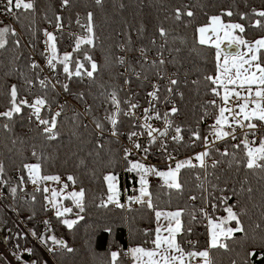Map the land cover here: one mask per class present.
I'll return each instance as SVG.
<instances>
[{
    "label": "snow or ice",
    "instance_id": "obj_1",
    "mask_svg": "<svg viewBox=\"0 0 264 264\" xmlns=\"http://www.w3.org/2000/svg\"><path fill=\"white\" fill-rule=\"evenodd\" d=\"M95 5L100 6L103 0H94ZM71 0H60L61 8L69 7ZM120 8L125 5L121 3ZM16 10H22L23 13H35V0H0V11L15 17L17 21L21 19V15ZM195 13L189 5L181 4L178 7L172 8L165 19H173L180 21L182 17H194ZM234 12L229 9H224L220 14L207 16V22L195 28L197 34L196 43L200 46L213 47L215 49V67L214 73L205 74L202 79L205 86V94L211 95L212 99H206L199 108L202 109L197 121L196 127L183 128L177 124L173 117L179 113L177 105L170 100V95H180L183 98V92H177V87L180 80L176 78V73L170 76L165 75L164 66L171 62V59H166L164 50L167 48V37L169 36L168 29L163 26V23L156 25L155 32L150 44L152 48L146 45H141L136 48L130 35H127L124 43L117 47L124 53L123 55L115 56L113 63L125 68L127 72H134L136 79L140 80L142 85L152 81V76H155L157 82H151V90L147 91V107H143L142 113L137 116V110L141 109V104L136 97L138 93L132 92L127 99H122L120 96L124 88H112L108 90L105 85H100L104 91L99 95L103 97L99 108L103 109V114H98V109L93 103L87 102V93L79 92L76 98L84 103V113L91 117V123L94 125L93 132L97 136V147L103 148V143L100 138L109 133L111 137L117 138L122 135L126 137L130 146L122 147V161L125 165L124 171L135 173L138 177L139 187L136 191L138 195L128 196V205L130 209L132 203L146 206L153 214L155 227L154 229H145L144 234L147 239L134 246L128 247L126 250L117 248L108 253L106 264H122L123 257H127L130 264H213L210 251L212 249H229L228 240L234 237L235 233L244 232L242 226L241 212L234 210L237 206L228 203L230 197L228 195L214 196L203 182L197 184V187L202 190L201 195H191L188 197L190 201H202L201 207L192 209L177 207L174 210H166L158 206L153 200V194L150 191L149 177L155 176L161 181V188H166L170 191L174 190L177 193L184 192V184L180 179L181 170L184 168L204 169V176L207 178L212 175L207 171L208 158L212 157L213 151L218 153L220 159L212 158L211 167L216 169L222 166L225 162L224 158H229L228 166H236L237 171L241 167L250 172L259 171L264 173V135H258L260 128L264 127V34L258 38L249 41L242 35L245 33V25L240 22H225L223 17H232ZM240 20L249 19V16H255L257 19L251 22V27L264 29V10L256 8L251 9V14L241 12L238 14ZM48 24H54L57 32H62L64 29L63 17L59 13H55L53 19H47ZM35 23V21H32ZM76 25L80 28L79 33H69L72 40V51H65L62 54L58 52L57 40L58 37L53 31L47 28L41 29L43 33L44 51L41 55L45 59L46 67L52 72L57 73L56 77L44 76L41 78V73L44 69L35 60H32L28 67L33 71L34 78H30L23 73L21 76L26 86V91L32 96L31 101L28 96L21 98L20 87L16 83H12L6 91L7 107L0 111V118H3L4 123H0V128L5 131H11V121L15 114H20L24 108L30 109L29 120L37 126L38 135L46 140H55L59 135V118L64 114L67 102L59 104L55 111L53 105L56 103L55 95L49 96V91L58 95L57 88H61L63 92L70 93L69 83L73 78L80 80L87 79L93 83L96 80V74L100 70V65L92 55L95 49L96 40V25L94 20V12L87 11L83 22L80 14L77 13ZM128 26V25H126ZM130 27V26H128ZM138 35L144 34V25L135 29ZM35 32H33V37ZM163 40L161 43L156 37ZM10 37H16L10 40ZM11 43L14 48L22 47L21 39L15 28L4 25L0 26V49H6ZM30 46L35 47L29 41ZM224 45V47H222ZM155 50V56L149 59L151 51ZM170 52L172 50H169ZM179 53L180 49H174ZM129 53H135L137 58L135 63L139 64L140 70L137 71L135 65L128 58ZM19 59V57H14ZM58 66L62 67V72L66 81H61L58 78ZM147 66V67H145ZM39 69V71H36ZM151 74V75H150ZM123 77V73L119 74ZM167 80V85L164 91L169 95H164L161 98V84L158 81ZM187 82V81H186ZM36 83L39 84L43 91L42 95L32 94V88ZM124 85H128V91H131V77L125 78ZM200 80H193L192 84L197 85ZM95 101V98H94ZM135 101V102H134ZM171 103V107L161 112L158 108L159 103ZM47 112V116H43V112ZM80 113L73 114L71 120L77 128H87L88 125L79 121ZM126 118L130 123L127 125V131L121 132L120 127L124 123L121 118ZM212 119V123L208 126L206 135H202L199 124L206 119ZM154 121L162 122V127L154 125ZM237 129L242 132V137L237 135ZM187 131L190 135L188 142H185L183 133ZM75 131L73 135H75ZM147 137V144L140 142L141 137ZM233 141L239 140L238 143L225 147L223 151L216 148L218 141ZM169 140L186 147H196L200 143L203 145V150L196 152L184 160H176V158L168 151ZM258 141V143H257ZM16 143L15 140L12 141ZM159 145L157 151L167 160L174 161V166L169 164L165 169H160L156 165H150L144 161L150 154V149L154 145ZM242 146V147H241ZM136 153H142L141 159H134ZM242 153V154H240ZM32 156L36 158V163H24L22 168L27 172V180L35 186L36 192H43L46 202L45 208L50 206L55 210V216L60 219V223L68 229H72L77 221L82 220L80 213L84 212V200L86 190L83 187L69 189V183L75 186L77 178L69 174L66 177L67 182L61 180L58 174H43L42 157L33 150ZM195 161V163H194ZM83 163V161H81ZM19 171V169H17ZM5 165L0 161V188L8 186L10 179H5ZM196 179L200 181V176ZM219 179V177H217ZM103 181L106 185V198H101L98 207L107 208L109 205L115 204L118 208H125L126 205L120 202V180L117 173L108 171L103 175ZM46 182H55L60 187H50ZM243 185V182H241ZM25 178L19 176L18 183L15 186L8 188L10 194L15 198L18 191H25ZM216 185L212 184L211 188L216 189ZM224 193V189H219ZM246 191L250 194L253 192L251 187ZM236 195V193H233ZM31 199L36 200V196L32 195ZM71 201L72 206H65L64 201ZM220 206H223V211L226 215L215 216L214 213ZM264 209V205L261 206ZM74 208L77 211L74 213ZM211 209V212L209 211ZM68 214H74L75 219L66 218ZM187 215L189 220L185 224L184 216ZM261 217L264 218V210L261 211ZM202 221H207V246L199 247L198 241L191 239L181 240L180 237L194 233V226ZM231 222H235V226H229ZM44 224L47 230H51L49 221L45 220ZM256 228H260L258 223ZM106 231H111L110 228ZM33 236H37L35 231ZM42 243L47 244L51 241L52 245L58 246L61 249H66L68 253L74 251L61 238L55 235L47 237H38ZM151 245L146 246V245ZM19 248V245H17ZM24 252L31 253L33 249L25 248ZM49 252H55L53 247L48 248ZM16 261L21 264H29L22 260V255L19 252L13 253ZM255 255L254 252H248L247 256ZM264 257V253H261ZM30 264H37L36 260H32ZM47 264V262H45ZM232 264H237L236 260ZM244 264H248L246 260Z\"/></svg>",
    "mask_w": 264,
    "mask_h": 264
},
{
    "label": "trees",
    "instance_id": "obj_2",
    "mask_svg": "<svg viewBox=\"0 0 264 264\" xmlns=\"http://www.w3.org/2000/svg\"><path fill=\"white\" fill-rule=\"evenodd\" d=\"M35 3V13H23L22 10H16L21 15L19 21L9 15L12 23L21 33V38H19L22 47L17 49L9 43L6 49H0V111L7 107L5 94L12 83H16L20 87L21 98L28 96L31 101L32 96L26 91L21 73L34 78L33 71L28 67L32 61L31 55L38 58L39 61L43 60L40 51L43 33L40 30L54 28V24H48L45 17L53 19L55 13H59L63 17V24L65 25L72 24L77 13L80 14L83 22L87 11L94 12L98 39L92 55L100 65L95 83L87 79L84 83H80L79 78L66 81L61 66H58V73L61 81L69 83L70 93L66 94L73 95V99L82 106L84 103L79 101L74 94L87 93V102L93 103L94 107L98 109V114L101 115L103 109H100L99 105L103 97L99 93L104 91V88H101L100 85H105L108 90H111L112 88L119 89L122 84L121 77L118 75V67L113 63V58L117 55L116 44L120 42V39L125 40L127 34L131 36L134 44L152 48L150 40L155 32V27L163 23V26L169 31L167 48L164 52L171 55L172 70L185 78L183 83L180 79L179 84L180 90L184 94L183 98L179 96L174 99L180 110L176 115L178 117L176 123L185 129L197 126L202 111L199 105L204 100L213 98L210 94H205L206 89L202 77L207 73H214L215 49L196 43L195 28L206 23L208 15L220 14L222 10L231 8L234 15L232 17L225 16L223 19L225 22L243 23L246 30L242 35L245 39L252 41L264 34V29L251 27V22L257 17L250 15L249 19L240 20L238 15L241 12L251 14L253 8L264 10V0H103V4L100 6L95 5L94 0H71L70 6L66 8H61L60 0H35ZM121 3L125 5L124 8H120ZM181 4L189 5L195 13L194 17L184 16L180 21L165 19L172 8ZM33 20L35 23L32 22ZM141 24L144 25L145 29L142 36L135 31L141 27ZM4 25L8 24L0 23V26ZM33 32H35L34 37ZM62 36L65 38L64 34ZM15 38L10 37L9 39ZM156 38L161 43L163 42L158 36ZM30 40L35 47L30 46ZM57 46L60 54L65 51H72L69 44L65 45L58 40ZM176 48L180 49L179 53L174 51ZM14 57H19V59H14ZM197 79L200 80V83L192 84V81ZM61 91L63 92L62 89ZM32 94H43L38 83L32 88ZM53 95H55L56 100L53 105L54 108L58 103L59 96L49 91V96ZM120 96L121 98L124 97L122 93ZM29 113L30 110L24 108L20 114H15L10 122L11 131L0 128V161H3L5 165L4 178L10 179L9 185L5 186L4 189L8 199L16 208L18 216L25 222L24 225L30 233L35 231L37 236L42 235L44 237L55 235L74 249L73 252L68 253L66 249L52 245L51 241H48L47 244L42 243L46 249L52 246L56 248V251L51 253L52 263L106 264L108 253L111 251L109 246L117 250V248L122 249L126 246L130 247L143 243L147 239L144 230L155 227L153 214L146 206L139 205L137 208L129 209L126 214L119 208L110 209L109 206L107 208L97 206L102 196L106 194V185L103 181L105 172L112 171L120 175V147L117 142L103 137L100 138V142L103 143L104 147L98 148L97 136L89 125L87 128H77L72 123L71 118L74 112H64L59 118V135L55 140H46L38 135L37 126L28 120ZM42 115L47 116V112H43ZM89 118L91 121L90 116ZM121 119L124 120L121 126L129 122L126 118L122 117ZM4 122L7 121L0 118V123ZM80 122H83L81 116L77 123ZM74 131L75 135H73ZM183 135L187 141L190 134L185 131ZM13 140L16 141L15 144L12 143ZM229 149L231 150V147ZM33 150L42 157L43 174L74 175L77 178L76 185L86 190L85 210L82 212L83 219L77 221L72 229L63 226L60 219L53 216L51 219L54 221V226L51 230L39 233V218L50 214L44 210L43 205L45 203L40 192L31 193L26 188V170L22 168V165L37 162L36 158L32 156ZM212 158L220 159L218 153H212ZM229 159L230 157L224 158V164L216 169L211 166L208 167L207 171L212 175L206 178L207 186L205 187L213 192L214 196L228 195L230 197L228 203L237 206L234 210L243 209L241 218L245 231L235 233L234 237L227 241L228 250L212 249L210 255L213 264H232L233 260H236L237 264H244L246 260L248 264H264V257L261 256V253H264V218L261 217V211L264 210L261 207L264 205V173L259 171L253 173L243 167L237 171L235 165L228 166ZM193 172L195 170L187 168L181 170L180 179L184 184L183 193L161 188L160 184H150L154 202L166 210H174L177 207L191 210L193 205L197 208L201 207L202 201L200 199H197L193 205L188 203L189 196L197 195L199 197L202 192L192 179ZM14 174L23 175L25 178L26 199L19 198L21 194L19 191L15 198L8 191L9 187L18 183L17 179L12 180L11 176ZM212 184L217 186L215 190L211 188ZM248 187L253 189L251 198L246 191ZM219 189H224V193H221ZM32 195L36 196L35 201L31 199ZM67 203L69 201H66ZM209 211L211 212L210 208ZM69 215L73 216L74 214ZM214 215H226L223 206H220ZM9 219L5 211L0 208L1 233H8L9 243L14 242L19 247L25 246L26 240L21 238L19 229ZM183 219L187 224L189 217L185 215ZM258 223L261 225L260 228L255 227ZM206 225L207 221L196 224L193 234L190 236L185 234L180 239L198 241L199 247H206ZM230 226L234 227L235 222H231ZM108 228L111 229L110 232L106 231ZM146 246L150 247L151 245ZM248 252H254L255 255L249 257L247 256ZM43 257L41 253L33 250L23 258V261L30 264L32 260H36L37 264H45L46 261ZM0 264H7L3 256H0ZM122 264H127V262L122 259Z\"/></svg>",
    "mask_w": 264,
    "mask_h": 264
},
{
    "label": "built area",
    "instance_id": "obj_3",
    "mask_svg": "<svg viewBox=\"0 0 264 264\" xmlns=\"http://www.w3.org/2000/svg\"><path fill=\"white\" fill-rule=\"evenodd\" d=\"M75 20L76 19L73 20L72 24H70V23L69 24H65L64 25V29H63L62 32H57L55 30V28H52L50 30V31H53L57 35L58 41L63 42L65 45L69 44L70 45L69 46L70 49H72V40H71V38L69 36V33H79L81 31L80 28L76 25ZM12 22L13 21L9 17L8 14L4 13L3 11H0V23L1 24L5 23V24H8L11 27L16 29V27L14 26V24ZM16 31H17V29H16ZM17 33H19V32H17ZM62 34H64L65 38L62 36ZM118 38H121V37L118 36ZM43 39H44V37H42V41H43ZM119 41L120 42L118 44H116V54H117L116 56L124 54V53H122L119 50V48L117 46L119 44L124 43L125 40L124 39H122V40L120 39ZM133 45L136 48L140 47L139 45L134 44V43H133ZM40 51H41V53L44 51V45L42 47H40ZM154 56H155V50L150 52L149 59H152ZM164 56H165L166 59H170L171 55L168 52H164ZM31 58L33 60H35L38 64H40L41 67L44 69V71L41 73V78H43L44 76H49V77H56L57 76V73H52L46 67L44 57H43L42 61H39V59H37L33 55H31ZM128 58H129L130 62H132L135 65L137 71H139L140 70V66H139V64L135 63L136 58H137L136 54L135 53H129L128 54ZM116 66L118 67V75L120 73H123V77H121L119 75L121 77V80H122V84L120 85L119 88L122 87V88L125 89V91H121L120 92L124 96L122 99H127V97L129 95H131L132 92H135V93L139 94L136 97V99H138L139 103L141 104V109L137 110V116H139L142 113L143 107H147L146 93H147V91L151 90V86H150L151 82H157L156 78H155V76H152V81L146 82L145 85H142L141 81L136 79V76H135L134 72H127V71H125L124 67H121L119 65H116ZM145 67H147V66H145ZM164 68H165V75L166 76H170L172 73H175L172 70L173 68L171 67L170 63L166 64L164 66ZM128 77H131V85H130L131 91H128L129 86L128 85H124V83H123L124 79L128 78ZM58 78L60 79L59 73H58ZM176 78H178L179 80L182 79V81H181L182 83L185 80V78L183 76H180L177 73H176ZM85 80L86 79H84V80L78 79V81L80 83H84ZM158 82L161 84V98L163 99L164 95H169V94H167L164 91V87L167 85V80L158 81ZM177 92H182L180 90L179 85L177 87ZM57 93H58L59 99H58L57 105L53 108V111L56 110V108L58 107L59 104H63L65 102H67V107L65 108L64 112H67V113L68 112H78V113H80V116L82 117L83 123L89 125L92 129L94 128V125L91 123L89 116L85 115V113H84L85 105L80 106L73 99L74 98L73 95L63 93L59 87L57 88ZM179 96L180 95H178V94L177 95H170V100L175 103L174 99L175 98L177 99ZM170 107H171V103L165 104V103L161 102V103L158 104V108H159V110L161 112L167 111ZM28 119H29V115H28ZM173 119L175 120V122L178 121V117L177 116L173 117ZM32 123H34V125L36 126V123L34 122V119L32 120ZM129 123L130 122H127L124 126L120 127V131L122 133L127 131V125ZM153 123L157 127H162V122H160V121H154ZM211 123H212V119H210V118L206 119L204 122L200 123V130H201L202 135H206L207 134L208 126ZM237 135L239 137H242V132H241L240 129H237ZM258 135H264V127L260 128V132L258 133ZM103 137H107V139L115 140L117 142V138L111 137L109 133H105V135ZM103 137H101V138H103ZM140 142L142 144H147V137L146 136L145 137H141L140 138ZM185 142H188V140L187 141L185 140ZM238 142H239V140L233 141V140H231L229 138L226 141H218L216 143L215 147L219 148L221 151H223V149L225 147H227V146L231 147V145L233 143H238ZM257 143H258V141H257ZM117 144L120 147L119 152H120V159H121L120 171H119L120 175H118L119 176V180H120V184H119V186H120V202L122 204L126 205L125 208H119V209H121L126 214L128 212V210H129V208L127 207V205H128L127 197L139 194L136 191V189H138V187H139V184H138V177H136L135 173H128V172L124 171L125 165H124V163L122 161V155H123L122 147L130 146L128 144V141H127L126 137L123 136V135L121 137H119V141L117 142ZM158 148H159L158 144L152 146L151 149H150V154L148 155L147 159L144 162L147 163V164H150V165H156L160 169H165L169 164H172L174 166V161H169V160L165 159L157 151ZM202 150H203L202 143H200L199 146H196V147H186L183 144L178 145V144L172 142L171 140H169L168 151L170 153H172V155L176 158V160H184V159H186V158H188L190 156H193L196 152H199V151H202ZM213 153H216V152L213 151ZM142 157H143L142 153H136L133 156L134 159H141ZM211 159H212V157L208 158V161H207L209 166H211ZM194 163H195V161H194ZM187 169L195 170V172H193V175H192V179H193L194 182H196L197 184L200 183V182H203L204 186H207L206 178L204 176V169H200L199 167H197V168H187ZM197 175L200 176V181H198L196 179ZM26 176H27V172H26ZM67 176H68L67 174H62L61 180L64 181V182H67V180H66ZM11 177L13 178L12 180L17 179V181H18L19 175L18 174H14ZM149 180H150V184H154V183L155 184H161V181L159 180V178H157L155 176L149 177ZM46 183L50 187H55L57 189L60 187V185L56 184L55 182H46ZM68 183H69L68 191H71L72 187H75L76 189L80 188L78 185L73 186V185H71L70 182H68ZM24 187H25V185H24ZM4 188L5 187L0 188V208L5 211V214L10 218L9 220L17 227V229H19V233H20L21 238L23 240H26L27 244H25V246L17 248L16 243L12 242V244H11V243L8 242V233L4 232V234H2L1 231H0V256L4 257V260L7 262V264H21V262L16 261L15 256L13 255V253L19 252L22 255V260H23V258L28 254L27 252H24L23 249L31 248V249L37 251L38 253H41L44 256L43 258H45V261L48 264H53L52 260L50 258L52 252H49L48 249H46V247L43 246L42 242L38 238L39 235L38 236H33L32 233L29 232L28 228L25 227V225H24L25 222L20 221V219H19L20 217L18 216L16 208L14 207L13 203H11V201L8 199V197L6 195L7 192H6V190ZM26 188L31 193H36L35 186L33 184H31L28 180L26 182ZM20 193L21 194L19 195V198H22V199L23 198L24 199L27 198V193H25V192H20ZM40 194H41V198H42L43 202L46 204V202L44 200V195L45 194L43 192H40ZM102 198H106V194L104 196H102ZM66 201H64L65 206L71 207L72 206L71 201H69V203H67V204H66ZM194 202L195 201H190L188 199V203L190 205H193ZM45 204L43 205L44 206V210L47 211L50 215L46 216V217L43 216V217L39 218V228H40L39 233L49 231V230L46 229V226L44 224L45 220L49 221L50 229L54 226V221H53V219H51V217L55 216V213L53 212V209L50 206L46 210ZM139 205L140 204L132 203L130 209L135 208V207L137 208ZM109 207H110V209H116V208L118 209V207H116L115 204L109 205ZM76 211H77V209L74 208V213ZM80 215L82 216V213H80ZM14 218H17L18 220H15ZM66 218L75 219V215L68 216ZM52 247L55 248L54 246H52ZM128 247L129 246H126L125 248H122V249L126 250ZM109 248L111 249V251L114 250L113 248H111V246H109ZM123 259L127 262V264H130V261H129V259L127 257H123Z\"/></svg>",
    "mask_w": 264,
    "mask_h": 264
},
{
    "label": "rangeland",
    "instance_id": "obj_4",
    "mask_svg": "<svg viewBox=\"0 0 264 264\" xmlns=\"http://www.w3.org/2000/svg\"><path fill=\"white\" fill-rule=\"evenodd\" d=\"M17 29V32H19V30H18V28H16ZM49 31L51 30V28L50 29H48ZM19 37L21 38V33L19 32ZM42 37H43V34H42ZM63 43V42H62ZM42 46H43V44H42ZM38 59V58H37ZM33 60V59H32ZM38 71H39V69H38ZM29 110V109H28ZM29 115V114H28ZM28 118V117H27ZM29 120V119H28ZM53 212L55 213V210L53 209ZM69 216H71V215H69ZM20 217V216H19ZM68 217V216H67ZM15 220H18L17 218H14ZM20 219V218H19ZM20 221H22L21 219H20ZM22 222H24V221H22ZM63 226H65V225H63ZM230 226V225H229ZM206 234H207V228H206ZM207 239H208V236H207V238H206V242H207ZM44 260H45V258H44Z\"/></svg>",
    "mask_w": 264,
    "mask_h": 264
},
{
    "label": "crops",
    "instance_id": "obj_5",
    "mask_svg": "<svg viewBox=\"0 0 264 264\" xmlns=\"http://www.w3.org/2000/svg\"><path fill=\"white\" fill-rule=\"evenodd\" d=\"M196 38H197V34H196ZM213 48V47H212ZM155 223V222H154ZM207 228V227H206Z\"/></svg>",
    "mask_w": 264,
    "mask_h": 264
},
{
    "label": "water",
    "instance_id": "obj_6",
    "mask_svg": "<svg viewBox=\"0 0 264 264\" xmlns=\"http://www.w3.org/2000/svg\"><path fill=\"white\" fill-rule=\"evenodd\" d=\"M222 47H224V45H222Z\"/></svg>",
    "mask_w": 264,
    "mask_h": 264
}]
</instances>
